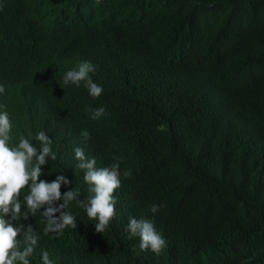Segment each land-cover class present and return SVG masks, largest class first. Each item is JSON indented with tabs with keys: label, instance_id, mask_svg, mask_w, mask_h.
Instances as JSON below:
<instances>
[{
	"label": "trees",
	"instance_id": "obj_1",
	"mask_svg": "<svg viewBox=\"0 0 264 264\" xmlns=\"http://www.w3.org/2000/svg\"><path fill=\"white\" fill-rule=\"evenodd\" d=\"M84 61L97 98L63 84ZM0 85L12 143L52 139L39 179L64 175L62 195H92L75 148L98 168L121 161L103 233L76 201L62 235L44 234V209L14 222L39 236L30 264L42 251L53 264H264V0H0ZM129 217L166 247L142 251Z\"/></svg>",
	"mask_w": 264,
	"mask_h": 264
},
{
	"label": "clouds",
	"instance_id": "obj_2",
	"mask_svg": "<svg viewBox=\"0 0 264 264\" xmlns=\"http://www.w3.org/2000/svg\"><path fill=\"white\" fill-rule=\"evenodd\" d=\"M93 71L90 62H81L76 69L66 72L63 84L79 87L83 82L89 95L97 98L102 94L103 88L90 78L89 73ZM4 92V86L0 85V94ZM104 114L103 107L91 110L92 119H98ZM12 127L6 106L0 104V264H30L29 257L38 245L39 236L31 225L25 229L23 225L14 222L21 218L27 220L41 209H44L41 213L46 221L45 235H62L68 227L77 228L76 217L67 210L72 201H76L85 210L90 220L96 221V232L103 233L115 216L114 191L121 185L120 158H114L110 166L98 168L95 158L89 159L82 148H75L77 167L83 170V179L90 186L92 195L80 199L77 188L62 195L61 186L70 183L64 175H57L52 182L39 179L43 174L42 166L48 164L49 158L53 161L57 158L52 151V139L44 131H40L35 137L39 142L38 147L31 142V138L23 136L18 143H12ZM81 135L85 140L90 138L87 130L82 131ZM122 174L130 177L131 170L126 169ZM25 188L28 191L21 199ZM60 200L63 203L57 206L56 202ZM160 207L153 204L150 210L156 213ZM126 230L130 233L129 238L139 237L142 251L150 249L158 254L166 247L165 238L156 231L151 220L129 217ZM41 258L42 264H53L47 251H42Z\"/></svg>",
	"mask_w": 264,
	"mask_h": 264
},
{
	"label": "bare ground",
	"instance_id": "obj_3",
	"mask_svg": "<svg viewBox=\"0 0 264 264\" xmlns=\"http://www.w3.org/2000/svg\"><path fill=\"white\" fill-rule=\"evenodd\" d=\"M79 233H80V231H79Z\"/></svg>",
	"mask_w": 264,
	"mask_h": 264
}]
</instances>
